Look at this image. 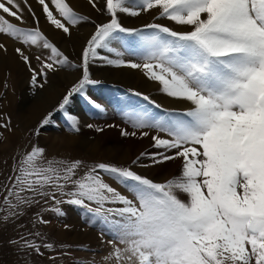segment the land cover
I'll use <instances>...</instances> for the list:
<instances>
[{
  "label": "snow or ice",
  "instance_id": "6c2138e0",
  "mask_svg": "<svg viewBox=\"0 0 264 264\" xmlns=\"http://www.w3.org/2000/svg\"><path fill=\"white\" fill-rule=\"evenodd\" d=\"M36 2L48 24L67 36L73 26L89 21L73 10L69 0ZM21 4L35 27H20L9 19L25 23ZM89 4L108 19L92 21L95 30L79 64H72L40 30L28 0H0V34L48 50L47 56L35 57L37 68L22 47L15 48L34 87L42 88L41 80L47 83L48 73L60 68L80 71L57 108L65 112L75 132L79 121L66 106L75 95H84L87 86L99 83L90 77L91 63L139 69L158 82L163 94L186 107L164 116L132 109L127 116L135 130L122 129L121 135L144 138L150 136L145 129H155L150 139L156 151L141 152L132 164L142 157L150 160L140 165L145 168L178 159L181 172L158 182L131 166L47 160L44 148L32 146L9 177L11 184L5 185L3 201L9 215H17L21 205L38 202L37 196L56 205L80 207L112 234L110 258L115 264H264V0H105L103 7L89 0ZM122 13L131 17L147 13L153 22L125 27ZM120 34L133 38L141 62L120 58L123 53L113 46L123 39ZM0 49L6 51L3 43ZM101 50L117 58L101 55ZM143 99L160 107L146 95ZM87 102L103 111L91 97ZM52 119L49 112L40 128ZM7 127L8 123L0 124ZM105 176L125 186L130 196ZM53 210L64 215L59 207ZM40 222L47 223L42 218ZM25 245L39 252L34 243Z\"/></svg>",
  "mask_w": 264,
  "mask_h": 264
},
{
  "label": "rangeland",
  "instance_id": "374dc122",
  "mask_svg": "<svg viewBox=\"0 0 264 264\" xmlns=\"http://www.w3.org/2000/svg\"><path fill=\"white\" fill-rule=\"evenodd\" d=\"M104 3L105 0H97L100 7H103ZM21 6L24 8V15L29 16V23L19 24L14 18L9 19L20 27H35L31 14L23 4ZM73 10L79 15L89 17V21L81 22L71 28L76 32L89 30V34L83 39L76 38L81 40H79L81 42L79 49L71 40H68L69 38L58 41L50 39L43 30L44 25H49L48 22L42 14L36 15L39 17V27L44 35L69 57L72 64H79L82 49L95 30L92 21L107 22L108 17L103 12H98V17H94L74 7ZM141 16L143 23H137V18L128 20L120 16V20L125 27L136 28L153 22L152 15L142 13ZM159 22L168 23L167 21ZM120 35L123 39L118 43L114 42L113 45L123 53L120 58L126 61L141 62L139 50H133V38L126 34ZM74 36H79V33H74ZM2 41H9L22 47L25 54L30 56L33 67H39L35 60L37 55L47 56L49 54L48 50L35 46H24L19 41L0 34V43ZM65 45H70L71 50L65 49ZM100 54L113 59L117 58L104 50H101ZM125 68L129 67H111L99 60L90 64V77L99 83L87 86L84 95H75L70 104L66 106L67 113L75 116L79 121L78 132L71 129L65 112L57 111V108L62 97L77 82L81 75L80 71L73 67H63L50 72L47 76V83L41 80L44 84L42 88L34 87L29 75L3 71L0 83V124L8 123V127L0 128V264H115V260L110 258L113 249L109 241L113 239L112 234L98 219L80 207L67 203L56 205L51 199L46 200L44 197L37 196L35 201L38 202L21 205L16 209L17 215H9L7 205L3 201L7 194L5 185L11 184L9 177L15 175L14 170L18 167L23 154L30 151L32 146L44 148L47 160L80 159L89 166L98 162L131 166L134 171L158 182L180 174L182 162L178 159L145 168L140 165L150 164V160L148 157H142L138 164H132L141 152L156 151L150 139L151 135L156 134V130L145 129L149 131L150 136L144 138L139 135L136 137L122 136V129L130 132L135 130L128 122L127 113L132 109H146L149 113L164 116L168 111H180L186 106L177 108L165 105L158 96L160 89L158 82L152 87H146L140 78L144 75L139 69H133L136 75H140L139 78L123 79L120 70ZM46 88H56L57 101L47 112L32 114L33 119L30 120L29 106L32 107V104L37 101L43 102L40 100L42 99L41 94ZM145 95L160 107L157 108L149 101H145L143 99ZM87 97L99 103L103 111L89 104ZM8 98L10 102L7 101ZM49 112L53 113V119L41 129V121ZM89 124L94 127L89 128ZM96 127L103 128V131L97 132ZM13 133L17 135V138L11 140L9 135ZM65 138H69L70 141H66ZM105 179L122 194L130 196L125 186L114 182L107 176ZM57 198L60 199L59 196ZM117 206L109 205V207ZM56 207H59L64 215H58L53 210ZM41 218L47 223H41ZM25 241L34 243L39 247V252L27 247ZM49 244L52 245L51 248L46 247Z\"/></svg>",
  "mask_w": 264,
  "mask_h": 264
},
{
  "label": "bare ground",
  "instance_id": "6f19581e",
  "mask_svg": "<svg viewBox=\"0 0 264 264\" xmlns=\"http://www.w3.org/2000/svg\"><path fill=\"white\" fill-rule=\"evenodd\" d=\"M28 1L30 2L29 4L31 5L32 9L36 11L35 13L37 15L41 14V10H40L36 0H28ZM69 3L72 7H74L78 11L87 13V14L94 16V17H98V15H99L98 12L91 7V5L89 4V0H69ZM120 16H121V18H124V19L126 18L128 20H131V19L133 20V19L137 18V20H136L137 23H141V22L143 23L144 22L141 15L139 17H131L127 14L122 13V14H120ZM28 17H29L28 15L27 16L24 15V20L26 23H29ZM32 24H34V23H32ZM45 24H46V22H45ZM43 30L50 37V39L52 38L55 41H58V40L63 39V38H69L68 40H71L72 43H74V45H76L77 49H79V47L81 46V42H80L81 40L80 39L77 40L76 38L83 39V37H86L89 34V30H85V31L80 30L81 32L80 31L76 32L74 29H71V35L67 36V35L63 34L61 31L54 29L51 25H44ZM74 33H79V36H74ZM68 42H70V41H68ZM1 43H3L5 45L6 51L0 49V83L2 80V75H3L2 73L4 70L9 71V72L14 71L15 73L19 72V73L24 74L26 76L27 75L31 76V73L29 72L28 68L26 67L24 62L21 60V58H19V55L15 52V48L19 47V46L17 44L11 43L9 41H2ZM64 48L67 50H71L70 45H65ZM110 69L113 70V68H110ZM120 71H121V77L123 79L124 78H126V79L135 78L136 79V78H139V76H140L139 74L136 75V73L133 72L132 68H125V69H122ZM66 78H67V76H66ZM140 78L142 79V82L145 84L146 87L147 86L152 87L156 83L155 81H151L144 76L140 77ZM43 91H44V93L41 94L42 99H40L43 102L37 101L34 104H32L33 105L32 107L29 106V111L31 112V114L29 116L30 120L33 119L32 114H39L41 112H43V113L47 112L49 110V108L57 101L58 97H57L56 88H46ZM158 96H159V99L167 106L177 107V108H181L183 106H186L184 104L177 102L175 99L166 96L165 94H163L160 91V89H159ZM7 101L10 102V99L8 98ZM44 102H45V104H43ZM15 137L17 138V135L15 133L9 135V139H11V140L15 139ZM68 139L69 138H65L66 141H70V139L69 140Z\"/></svg>",
  "mask_w": 264,
  "mask_h": 264
}]
</instances>
